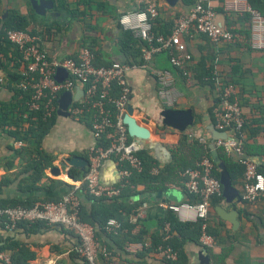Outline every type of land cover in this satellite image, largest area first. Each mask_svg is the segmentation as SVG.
<instances>
[{"label": "crops", "instance_id": "crops-1", "mask_svg": "<svg viewBox=\"0 0 264 264\" xmlns=\"http://www.w3.org/2000/svg\"><path fill=\"white\" fill-rule=\"evenodd\" d=\"M84 1L68 0L67 11L57 10L56 3L52 1L54 9L46 15L39 14L41 16L37 20L39 28H41V24L45 23L52 24L55 29L61 28V31H51V33L42 36V46L52 59L72 56L87 47L94 51L95 62L99 66H108L115 61L128 63L131 58L128 59V56L124 54L122 29L118 23L122 14L128 11H138L149 2H154L159 11L156 19L157 26L163 32H167L173 25L175 26L176 18L186 13L190 8L182 0H179L174 6L169 5L165 0ZM232 2L233 0H213L211 2L216 12V21L226 29L229 27L237 29L238 35H241L242 31L250 29V48L241 47L237 41L214 42L207 36L198 33L185 35L184 39L188 50L193 54V60L188 70L183 72L177 71L172 66L166 51L153 55L151 69L166 68L175 74L176 87L181 95L171 107L194 110L195 123L189 130L181 133L176 129L161 125L159 115L167 106H164L158 96V82L152 71L133 69L127 75V82L131 90V101L129 102L135 109L134 116L140 123L149 127L152 132V139L147 142L140 141V144L142 148L146 147L150 150L152 159L160 168H165L173 163V149L187 135L199 137L209 148L215 144L217 149V142H214L209 129L211 125H215L213 109L217 96L213 84L218 85L221 80H232L239 90L246 120L244 151L264 173V49H257L253 46L252 13L247 9L248 6H251L260 11L257 5L264 9V0H254L256 7L251 0H241L237 9L232 7ZM10 9H18L25 15L37 13L33 8L32 0H0V17L6 19ZM165 34H169V32ZM22 69L26 70L25 64ZM210 74L215 75V83L209 80ZM9 86L8 78L1 74L0 118L5 109H10L17 103L15 94ZM189 142L192 143V141ZM94 143L95 140L88 123L76 122L69 117L57 115L52 131L44 139L42 148L52 156V167H58L60 173L55 175L52 174V167L47 169L43 180L38 183L40 188L27 192L22 189L24 185L21 183L23 184L22 180L30 176L32 172L23 171L26 162L19 157L13 161L12 169L6 168L5 164L11 162L9 160H12L15 155L14 148L20 146L5 132V129L0 127V159L3 160L0 166V179L7 175L14 179L11 184L3 188L2 197L7 200L28 196L45 198L59 195L62 197L73 189L81 194L79 190L82 180L72 179L69 176V171L66 173L60 167V162L72 156L87 160L88 148ZM70 169L84 171L87 170V164L83 169ZM156 169L159 171L158 168ZM243 179V177H239L238 183L235 185L240 196L232 205H228L223 198L217 204L213 203L215 197L211 200L209 216L205 224L206 233L215 239L213 246L202 245L199 241L200 234L197 231L199 221L195 219L194 215L187 212L175 214L181 224L190 227L181 234H174L179 239H185L187 264H202L200 253L205 256L209 255L211 264H214L212 254L221 255L219 262L225 264H264V196L255 203L245 202L242 197ZM101 180L103 184L110 186H117L122 182L120 168L115 158L104 162ZM52 181H61L62 185L50 191L49 186ZM139 191L143 192V188H140ZM192 200L184 186L170 185L166 190H159L151 195L143 192L139 202H145L134 214L138 216L136 224L130 220L129 225L132 227L131 235H139L142 230H146L147 236L139 242L124 243V249L126 248V251L131 255H137L151 247L152 235L164 234L167 241L171 236V231L168 234L165 229L170 224L163 227V222L169 211L164 209L163 205L183 204L192 202ZM144 204H147V208L144 207ZM219 207L226 211H237V223L225 220L217 209ZM122 225V231L119 233L125 232L126 234L128 231L123 223ZM107 233L99 230L97 232V239L101 246L110 243L118 248L114 238H111L112 236ZM0 238L3 240L2 243L14 240L18 244V248L26 249L23 250L24 253L28 255L32 253L33 256L30 255V258L26 260L28 264H83V259L77 253L79 238L75 231L64 226L48 225L44 227L40 224L18 227L13 231L0 227ZM129 243L132 252L127 249ZM147 243L148 247L140 249V244ZM161 249L163 248L161 247ZM11 251L7 250L5 253L11 255ZM162 256H164L163 253H150L148 260L152 264H160ZM121 263L119 254H112L110 262L101 261V264ZM0 264L9 263L0 259Z\"/></svg>", "mask_w": 264, "mask_h": 264}, {"label": "built area", "instance_id": "built-area-1", "mask_svg": "<svg viewBox=\"0 0 264 264\" xmlns=\"http://www.w3.org/2000/svg\"><path fill=\"white\" fill-rule=\"evenodd\" d=\"M213 0H196L189 10L178 16L171 33H155L152 21L157 18V4L148 3L138 11H128L122 14L118 23L123 31H130L135 39L144 42L141 49L139 64H128L115 61L108 66L96 65V56L90 48L84 47L76 54L62 59H52L42 46V36L32 31L10 30L8 41L18 47L23 54L26 66L27 80L21 88L31 91L29 101L30 111H43L46 118H52L57 111L58 99L64 92L75 94L82 91V96L68 107L69 118L76 122L89 123L95 143L87 151V171L80 187L85 185L88 194L96 198H119L122 195L121 186H110L102 183L101 174L104 162L115 158L120 168L122 180L128 181L134 172L143 171V162L137 155L142 149L140 140L130 139L124 123V116L130 104L131 90L127 75L133 69L152 71L158 82V96L164 106L171 107L181 95L176 87V77L173 71L166 68H152L154 53L166 51L170 63L177 71L188 70L193 54L188 50L185 35L198 33L207 36L214 42H230L234 33L221 27L216 22V12L211 2ZM241 0H233L232 7L238 8ZM252 13L253 46L264 49V15L248 6ZM62 69L67 77L61 81L56 79L57 71ZM115 88L119 92L113 95ZM215 127L226 132L228 139H220L217 146L224 148L229 155L237 158L245 167L243 179V200L255 203L264 196V173L244 151L245 115L239 90L235 84L225 82L221 91V101L214 107ZM191 138L193 137L190 135ZM103 139L107 146L99 145ZM23 142H18L22 146ZM215 166L211 159L205 158L187 169L183 178L186 180V191L192 202L183 204L163 205V208L174 214L187 212L195 216L201 223L199 241L202 245L213 246L214 237L206 233V220L209 216L211 200L221 195L223 186L220 178L215 175ZM153 174H159L157 169ZM80 197L73 189L57 201L37 202L32 207H0V226L7 230L17 229L20 223L44 222L49 226L60 225L76 232L79 238L77 252L89 264H97L99 256H108L109 252L102 247L97 239L94 227L86 223L79 215ZM147 208V204H144ZM138 216L133 215L131 222L136 224ZM121 222L112 219L106 226L109 234L122 231ZM169 234L171 227L166 226ZM149 244H140V249ZM127 249L132 252L131 244ZM163 255L174 261L175 252L169 247L160 250ZM0 259L11 263V257L0 251Z\"/></svg>", "mask_w": 264, "mask_h": 264}, {"label": "trees", "instance_id": "trees-1", "mask_svg": "<svg viewBox=\"0 0 264 264\" xmlns=\"http://www.w3.org/2000/svg\"><path fill=\"white\" fill-rule=\"evenodd\" d=\"M56 3L57 10H68V0H52ZM187 6H191L195 3L196 0H182ZM82 2H85L82 0ZM253 5L256 7L254 0H251ZM146 7V6H145ZM144 7V8H145ZM257 8L264 14V9L257 5ZM41 16L34 12L33 14L25 15L20 12L18 9H10L8 17L4 19L0 17V76L1 74L6 75L10 83V90L15 94V99L17 100L14 107L10 109H5L4 114L0 118V127L5 129V132L8 133L10 137L15 139V141L23 142V145L19 148H14L15 155L11 162L5 164L6 168H13V161L16 158H21L26 162V167L23 169L24 172L32 174L27 176L22 180L24 191L30 192L40 188L38 183L43 180L45 172L47 169L52 167L53 158L47 154L43 148V142L46 136L52 131V127L57 118V111L52 115V118H46L43 111H30L29 101L31 100V91L21 88V84L27 80V75L25 70L22 69L24 64L23 54L18 47L12 45L7 39V32L10 30H22V31H32V33L45 36L47 33L54 32L55 30H60L61 28H53V25L50 23L41 24L39 28L38 19ZM157 18L152 21L153 31L155 33H171L172 28L167 32H163L157 26ZM232 33H234V40L239 42L241 47L250 48L251 47V30L242 31L241 35H238V31L235 28H227ZM242 40V41H241ZM232 41V42H233ZM122 44L124 54L128 56L129 64H139L141 59V49L144 46V42L141 40L135 39L130 31L122 30ZM93 51V50H92ZM97 65V64H96ZM99 66V65H98ZM3 72V73H2ZM182 72V71H180ZM209 80L216 81L215 75L210 74ZM214 81V83H215ZM225 82H230L235 84L232 80H221L218 85L213 84L214 89L216 90V102L214 106H217L221 101V91ZM236 85V84H235ZM119 90L115 88L113 95L117 96ZM89 125V123H88ZM246 128V124H245ZM130 139L133 138L130 136ZM189 141H192L189 142ZM99 145L107 146L108 141L103 139L102 142L98 143ZM201 147V148H200ZM212 149L204 143L197 136L187 135L179 143L177 147L173 149V163L165 168H160L157 163L152 159L150 150L148 148H142L137 155L143 162V171L138 174L134 172L131 178L128 181L122 180L118 185L122 187V195L119 198L109 200L108 198H96L90 194L85 189V185L80 187V206H79V215L81 218L86 221L89 225L94 227L96 235L98 230L104 233H107L106 226L111 219H116L122 222L127 229V233L119 234H109L116 241L118 248L111 245L110 243H105L104 248L109 252L108 256L101 254L97 261V264L103 262H110L112 254H119L121 257V264H152L148 260L150 253H162L160 248L163 249L169 247L173 252L176 253V260L172 261L165 256H162V263L160 264H187V255L185 252V239H179L177 236H174L175 233L181 234L182 232L187 231L190 227L187 225L181 224L178 219L175 217V214L169 212L168 216L163 222V227L166 224H170L171 233L169 239L165 240V235H152V245L148 249H144L142 252L137 255H131L124 249V243L128 242H139L142 241L145 236H147V231L142 230L139 235H131V229L129 223L132 215L136 213V210L139 209L145 201H140L141 197L144 194L151 195V193H156L157 191L166 190L167 186H184L186 189V180L183 178L184 172L196 165L197 162L209 158L213 161L215 166V175L220 178V171L218 169V164L214 161L211 155ZM217 152L219 159L224 162L231 174L232 183L235 186L238 183V178H244L245 166L238 162L237 158L229 153L222 147L217 146ZM3 160L0 159V166L2 165ZM158 168L159 174L154 175L153 170ZM87 170L80 171L78 169H70L69 176L74 180H82L85 176ZM22 172V171H21ZM14 181L10 176H4L0 179V207H32L37 202L44 201H57L61 196H48L42 198L40 196L26 197L20 199H11L7 200L2 197L3 188ZM62 185L61 181H52L49 190ZM143 188V192H140L139 189ZM187 192V191H186ZM138 200V202H137ZM222 200V196H216L213 200L214 204L219 203ZM136 201V202H135ZM44 225L48 226L44 222H35L28 223L23 222L19 224L20 227L33 226V225ZM2 229H6L5 226H0ZM17 227V228H18ZM201 223L197 224V231L200 234ZM7 230V229H6ZM125 240H127L125 242ZM2 238H0V251L6 252L7 250H12L11 260L13 264H28L26 260L33 256L32 253L29 255L24 253L25 248H18L17 242L14 240H9L7 243H2ZM18 246V247H17ZM120 251V252H119ZM78 253V252H77ZM79 254V253H78ZM80 255V254H79ZM83 259V264H89V262ZM214 264H225L224 262H219L221 255L212 254Z\"/></svg>", "mask_w": 264, "mask_h": 264}, {"label": "water", "instance_id": "water-1", "mask_svg": "<svg viewBox=\"0 0 264 264\" xmlns=\"http://www.w3.org/2000/svg\"><path fill=\"white\" fill-rule=\"evenodd\" d=\"M169 5H176L179 0H165ZM33 8L40 15H46L50 10L54 9V3L50 0H32ZM7 16V15H6ZM5 16V17H6ZM217 22V21H216ZM221 26V25H220ZM222 27V26H221ZM67 77L64 70L59 69L57 71L56 79L61 81L63 78ZM82 96V91L77 90L74 95L71 92H64L58 99L57 115L61 117H68V107L72 102H76ZM127 109V113L124 116V123L127 126L128 133L132 138L138 139L142 142H147L152 139V132L149 127L140 123L134 116L135 109L131 104ZM159 117L161 118V125L168 127L170 129H176L181 133L186 132L195 123V114L192 108H175L167 106L161 112ZM211 134L213 135L214 142L220 139H228L229 136L226 132L219 131L215 125L209 127ZM212 149L211 155L214 161L218 164V169L220 171V181L223 186L221 196L228 205H232L237 197L240 196L239 191L232 183L231 174L224 162H222L218 157V152L216 145L212 144L210 146ZM88 165L87 160L80 157L72 156L70 158H65L60 162V167L68 173L70 168H80L83 169L85 165ZM60 171L58 167H52V174L59 175ZM219 213L225 220L229 222L237 223V211H226L223 208H217ZM205 250H207L205 248ZM202 264H211L209 255L199 254Z\"/></svg>", "mask_w": 264, "mask_h": 264}]
</instances>
